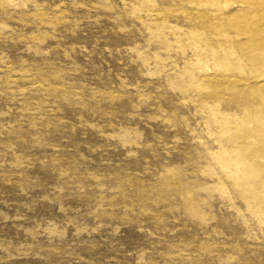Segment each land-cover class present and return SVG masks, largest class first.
<instances>
[{"label": "rangeland", "instance_id": "rangeland-1", "mask_svg": "<svg viewBox=\"0 0 264 264\" xmlns=\"http://www.w3.org/2000/svg\"><path fill=\"white\" fill-rule=\"evenodd\" d=\"M0 264H264V0H0Z\"/></svg>", "mask_w": 264, "mask_h": 264}]
</instances>
